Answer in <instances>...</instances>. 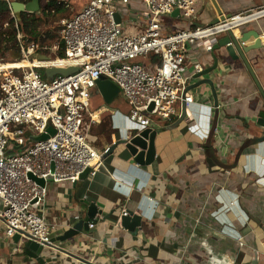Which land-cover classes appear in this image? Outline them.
Returning a JSON list of instances; mask_svg holds the SVG:
<instances>
[{
  "label": "crops",
  "instance_id": "crops-1",
  "mask_svg": "<svg viewBox=\"0 0 264 264\" xmlns=\"http://www.w3.org/2000/svg\"><path fill=\"white\" fill-rule=\"evenodd\" d=\"M216 1L226 16L264 6V0ZM145 9L139 0H132L123 10L124 21L140 22L138 29L143 28L145 20L140 16ZM196 13L193 25L180 12L165 16L164 33L211 25L219 18L210 0H200ZM254 32L262 36L263 48L245 57L264 89V19L233 34L238 41L246 34L244 46H249L255 42ZM214 55L219 58L218 68L204 78L214 81L219 108L210 86L191 90L196 103L185 121L155 122L158 135L151 165L135 164L126 147L118 145L93 178L49 184L47 220L61 228L54 238L68 229L65 223L76 224V216L87 218L88 204L97 206V219L89 221L94 228L73 240L56 242L61 249L44 250L46 264H83L61 250L94 264H264V142L258 140L264 130L256 126L264 98L241 58L233 60L225 48ZM197 64L208 69L215 60L202 44L193 43L190 74ZM199 80L192 79L191 85ZM111 104L95 107L96 122L86 119L90 134L109 117L110 130L100 134L108 140L101 143L100 136L90 134L95 147L100 140L98 149L139 131L128 117L129 105L122 110ZM117 180L123 182L122 188ZM123 208L141 217L136 233L121 227ZM6 249L0 248V264H37L26 261L20 245Z\"/></svg>",
  "mask_w": 264,
  "mask_h": 264
},
{
  "label": "built area",
  "instance_id": "built-area-1",
  "mask_svg": "<svg viewBox=\"0 0 264 264\" xmlns=\"http://www.w3.org/2000/svg\"><path fill=\"white\" fill-rule=\"evenodd\" d=\"M5 1L18 29L11 7L14 0ZM131 1L88 0L71 18L59 22V41L51 46L21 44L22 61L28 62L27 66L0 70V230L4 238L13 241L19 235L44 250L61 249L52 242L60 224L50 223L45 212L48 186L63 181L74 184L87 170V176L93 178L104 166L111 146L95 147L86 125L87 117L90 123L97 121L91 99L101 77L120 88L130 107L128 117L139 131L155 129L157 120L179 119L183 104L188 118L190 106L196 103L189 87L194 76L204 70L197 64L193 73L188 72L189 45L199 43L207 53H214L222 35L264 19L262 6L232 16L224 14L216 24L164 33L163 18L175 11L193 25L200 0H139L146 8L140 16L145 20L141 29L140 22L123 19L127 14L123 10ZM69 67L78 71L69 77H46L48 68ZM49 126L55 128V136L26 146L27 132L48 134ZM193 128L199 131L196 124ZM35 179L44 180L45 185ZM118 183L122 188L123 182ZM128 215L123 208L122 216Z\"/></svg>",
  "mask_w": 264,
  "mask_h": 264
},
{
  "label": "water",
  "instance_id": "water-1",
  "mask_svg": "<svg viewBox=\"0 0 264 264\" xmlns=\"http://www.w3.org/2000/svg\"><path fill=\"white\" fill-rule=\"evenodd\" d=\"M212 4L215 6L218 16L223 19L224 13L219 8L216 0H210ZM12 10L15 12L17 18L19 19L22 13H37L40 11V0H32L31 2L24 3V2H16L13 1L11 3ZM179 12V11H176ZM117 22H120L119 16L116 17ZM219 18L213 22V24H216L219 22ZM253 37L255 38V42L249 46H244V42L247 41V35L244 34L240 41L236 40L234 37V34L232 32H229L227 36L219 40V43L215 46L214 51L220 48H225L229 56L233 60L242 59L246 66L248 67L252 77L254 78L263 98H264V89L262 88L261 84L259 83L253 69L249 65L245 54L249 53L253 50H260L263 48L261 35L258 32L252 33ZM38 59H46L43 55H37ZM213 58L215 60L214 66L204 69L202 72L196 74L194 76V79H200L197 83L191 85L189 87V91L194 90L196 88H199L202 85H208L210 86L212 95L214 97V104L216 107L219 106V100H218V93L215 88L214 81L211 78H204L205 76L210 75L211 73L215 72L218 68V62L219 58L214 55ZM78 71L77 67H69V68H48L45 70L46 77L48 79H53L54 76L60 75L64 77H69L75 72ZM96 92L98 95H101L106 105H110L119 95H120V88L114 84L111 80L106 79L105 77H101L96 82ZM153 109V106L150 108V111ZM187 118V106L186 104H183L182 107V115L179 118L177 125L185 121ZM256 126L264 130V107L259 114V118L256 122ZM48 134H39L34 135L30 132H27L25 134L26 138V146H29V144H36L42 141L48 140L50 137H53L56 135V130L52 126H49L47 128ZM158 135V131L147 128L144 130H140L137 132H134L131 136H129L127 139L120 140L119 142L115 143L111 146L109 153H107L104 158H107L110 154L114 152V150L118 147V145H124L126 149L129 151L131 156L133 157V161L135 164L139 166H148L151 165V163L154 161L156 156V150H155V139ZM259 142H264V131L261 138L258 139ZM89 173V170L84 172L80 180L83 178H86ZM40 185L44 186L45 181L42 179H35ZM48 181L52 182L53 178L50 176L48 178ZM89 205V214L87 218L79 220L76 224L73 225V227L67 229L64 231L62 235H60L57 238H54L52 240L53 243L61 242L66 243L74 238L78 237L81 233H83L85 230L89 227V221L90 219H97L95 214L97 213V206L95 204H88ZM122 228L128 230L131 233H136L141 226V217L138 214L130 213L127 217H122L119 221ZM13 241L16 245L21 246L22 252L26 256V261H29L30 259H33L37 264H46V260L44 259V249L33 242L30 239H21L19 235L14 236ZM64 253L76 258L80 259V261L83 264H94L91 262H88L85 259L79 258L78 256H75L72 253L65 252L64 250H61ZM116 264V263H115Z\"/></svg>",
  "mask_w": 264,
  "mask_h": 264
},
{
  "label": "rangeland",
  "instance_id": "rangeland-1",
  "mask_svg": "<svg viewBox=\"0 0 264 264\" xmlns=\"http://www.w3.org/2000/svg\"><path fill=\"white\" fill-rule=\"evenodd\" d=\"M16 2H24L22 0H14ZM49 0H40V11L37 12V17H39L41 19V21L39 22V29L41 32L42 37H40L36 42H39L41 45H45V46H51L53 45L55 42L60 40V28H59V22L62 19L65 18H71L74 14H76L78 11H80L86 4H88V0H57L60 3L65 4L67 10L59 15H54V14H50V15H43V13L41 12L43 7L46 6V4L48 3ZM28 3V2H27ZM16 15V14H15ZM17 17V16H16ZM13 19V16L11 14V12L0 18V32L10 29V20ZM18 24V18H17V22ZM15 26V23H14ZM16 28V26H15ZM18 29H19V25H18ZM18 29L16 28V32H15V36H16V43L19 45L23 44V45H28L31 44V39L29 37H24L23 38V33H21L20 29L18 31ZM20 34H19V33ZM18 36H20L21 38V43L18 40ZM5 39H3V45L0 46V64H8V63H19L22 62V57H21V51L19 54L11 51V50H6V47H11L14 43H8L6 41H4ZM30 42V43H29ZM21 49V48H20ZM7 65H4L3 68H6ZM92 110L95 111V107L100 106V105H106V103L104 102L103 98L101 95H98L96 90L93 91L92 94ZM112 107L117 108V109H127L128 104L127 102L124 100V98L122 97V95L120 94L117 99L111 104ZM96 107V108H97ZM102 130H110L109 127V117H105L104 120H102V123L99 127L97 128H91L90 130V134L92 135H96V136H100V140L101 143L105 142L106 140H108L106 137L100 135ZM99 141H97L96 146L97 148H100L99 145ZM1 235V233H0ZM2 245H0V248H4L5 250H7L6 248L10 247L11 244H14L12 239L10 238H4L2 237Z\"/></svg>",
  "mask_w": 264,
  "mask_h": 264
},
{
  "label": "trees",
  "instance_id": "trees-1",
  "mask_svg": "<svg viewBox=\"0 0 264 264\" xmlns=\"http://www.w3.org/2000/svg\"><path fill=\"white\" fill-rule=\"evenodd\" d=\"M27 2H31L32 0H22ZM67 10L65 4L60 3L57 0H49L45 7L42 9L43 15H59L64 13ZM10 13V7L8 2L5 0H0V18L3 16H6ZM17 18V17H16ZM41 19L37 17L36 13H22L20 18L18 19V25L21 33H23V38L29 37L31 39V42H36L40 37H42L40 32V25L39 22ZM15 19L10 20V29L4 30L0 32V46H2L4 41L8 43H14L10 48L6 47V50H11L17 54L20 53V47L16 43V28L14 26ZM30 43V42H29ZM63 46V45H62ZM60 55H64V46L61 49ZM153 61H157L158 58H153Z\"/></svg>",
  "mask_w": 264,
  "mask_h": 264
},
{
  "label": "bare ground",
  "instance_id": "bare-ground-1",
  "mask_svg": "<svg viewBox=\"0 0 264 264\" xmlns=\"http://www.w3.org/2000/svg\"><path fill=\"white\" fill-rule=\"evenodd\" d=\"M28 64V62H19V63H8V64H0V70H8V69H12V68H21V67H26ZM4 65H7L6 68H3Z\"/></svg>",
  "mask_w": 264,
  "mask_h": 264
}]
</instances>
